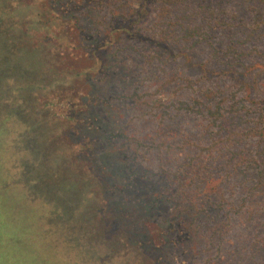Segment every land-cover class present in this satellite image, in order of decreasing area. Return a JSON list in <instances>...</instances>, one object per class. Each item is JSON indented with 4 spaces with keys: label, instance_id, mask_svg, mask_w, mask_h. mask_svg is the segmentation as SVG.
Listing matches in <instances>:
<instances>
[{
    "label": "rangeland",
    "instance_id": "rangeland-1",
    "mask_svg": "<svg viewBox=\"0 0 264 264\" xmlns=\"http://www.w3.org/2000/svg\"><path fill=\"white\" fill-rule=\"evenodd\" d=\"M58 1L0 0V264H264V0H157L99 52L142 0Z\"/></svg>",
    "mask_w": 264,
    "mask_h": 264
},
{
    "label": "trees",
    "instance_id": "trees-1",
    "mask_svg": "<svg viewBox=\"0 0 264 264\" xmlns=\"http://www.w3.org/2000/svg\"><path fill=\"white\" fill-rule=\"evenodd\" d=\"M73 1V0H72ZM154 1H157V0H142L141 1V3L139 4V6L137 7V8H135V9H133L131 12H129L128 14H125V16H127L123 21V24H122V26H118L117 27V25H112L111 26V28L109 29V34H108V36L105 38V40H104V42L101 44V45H99L98 46V48H97V51L99 52V51H105V49H107L109 46H111V42H110V40H115L116 39V37L117 36H120V35H124L125 37H127L128 39H140L141 38V32H140V30L138 29V25L143 21V20H145V18H147V16L150 14V12H151V5H152V3L154 2ZM158 1H160V0H158ZM167 1H173V0H167ZM58 2H60V3H62V5H63V7L67 10V11H69L70 9L72 10V12H74L75 11V9L76 10H81L82 8H81V6L83 5V2H82V0H76V4H75V6H71L72 5V2L70 1V2H68V1H65L64 2V0H59ZM117 17H123L121 14H119V13H112L111 14V20H113V19H116ZM21 19H22V17H21ZM62 20V19H61ZM59 21L58 23H62V21ZM20 21V20H19ZM57 23V24H58ZM56 25V24H55ZM54 25V26H55ZM63 24H59L58 26H57V28L58 27H60V26H62ZM42 26V25H41ZM40 26V27H41ZM46 26V24L44 23L43 24V29L44 28H46L45 27ZM40 29V28H39ZM79 29H80V31H81V28H80V26H79ZM28 30V29H27ZM47 31H49V28H47ZM118 32H120L121 34H119ZM10 34H8V37L7 38H4V40L6 39V41H8L9 39V41H10V43H12V42H16V40L18 41V40H22L23 39V36H24V34L26 35V32L25 31H22L21 29H19V27L17 26V28L15 29V31H11V32H9ZM118 33V34H117ZM199 34V33H198ZM116 35V36H115ZM58 37V39L61 41L62 40V38L60 37V36H57ZM8 39V40H7ZM12 41V42H11ZM2 43V42H1ZM58 42H53L51 45H48L49 47H46V46H44V44H42L41 45V47H42V50H39L38 52L41 54V55H43L44 56V60H40V56H39V61L37 60V58L36 59H34V61L32 62V63H30L29 64V66H31V70L33 69V66L35 67H41V65H43V64H47V61H48V59H51V57H50V55H48L49 54V52H47V49L49 48V49H54L55 51H56V55L58 54V58L60 59H64L65 58V56L67 57L68 55H70V53L68 52V54H66V51H62L61 52V48L63 49V43L62 42H60V44H57ZM3 47V46H2ZM76 46H74L73 48H75ZM1 48V47H0ZM19 48H17V50H18ZM44 49H45V51H44ZM77 49H79V47L77 48ZM18 51H20V50H18ZM8 53H10L9 54V56L11 57V56H13V55H15L14 53L12 54L11 52H9L8 51ZM20 53V52H19ZM23 54H27V51H23L22 53H20V55L22 56ZM34 57L36 56L35 55V51H34ZM71 56V55H70ZM16 57V60H15V63L16 64H18L19 66H20V68L22 69V71L24 70H27L28 68H29V66L27 65V63H26V61H25V58L24 57H19L18 56V54H17V56H15ZM84 57V55H82V56H80V58H83ZM185 57H186V62L188 63V64H193V62L191 61V59L189 58V56L188 55H185ZM69 58V57H68ZM71 58H72V56H71ZM94 58L95 59H97V56L95 55L94 56ZM10 59V58H9ZM13 59V58H12ZM36 61V62H35ZM97 61H98V59H97ZM38 62V63H37ZM14 63V61H13V68H15V64ZM202 63H204V62H202ZM208 60H206V62L204 63V64H201L200 65V67H201V69H202V71L204 72V73H210V70L206 67V66H208ZM34 70V69H33ZM88 71H90V70H88ZM71 73L69 74L70 76H67V74H62V75H59L57 78H56V82L55 83H57V84H72V82H73V80H78V81H81V79L85 76V74L87 73H85L84 71H80V70H78V68H74L72 71H70ZM232 72V70H226L225 71V73H227V74H229V73H231ZM213 73V72H212ZM235 77H239V73L238 72H236V74H235ZM85 78V80L83 81V83H82V86L84 87V88H86V89H88L89 90V81H88V79H87V77H84ZM66 82V83H65ZM78 85H79V83H77ZM56 84H54V86H55ZM93 86H96V84L93 82V84H92ZM53 86V87H54ZM29 89V88H28ZM82 92V91H81ZM86 94H84V96H86V97H88L87 95H89V92H86V91H84ZM109 95V94H108ZM85 100V99H84ZM65 101H69V102H71V101H73V98H69V97H67L66 99H65ZM70 115H69V120H70ZM57 120H59V119H57ZM91 123H92V125H96V127H97V129L99 128V125L96 123V121L94 122L93 120H91ZM26 125H27V127H28V129L31 131L32 129H33V135L32 136H30V134L28 135V139L26 140V143L28 144L27 146H26V148L27 147H33L32 145H30V144H32V142L34 141L35 143H38L39 145V147L40 148H37V149H35V153H32L31 154V157L32 158H36L37 160L36 161H38V163H40V166H41V169H43L44 168V165H43V163H44V155H43V151H42V149H43V147L44 146H46L47 144H48V140L50 139V134H49V136H46V132L44 131V135L42 136L40 133L38 134V133H36L35 132V134H34V131L36 130V121L35 122H33V120H31V121H28L27 123H26ZM27 129V128H26ZM32 132H30V133H32ZM109 133V132H108ZM114 134V133H113ZM113 134L112 133H110L109 134V136H108V138H107V135H105V138H103V140L101 141V138L100 137H96V140L95 139H91V140H89V141H87L88 142V144H85L84 143V145H83V147H82V151H88V152H90L91 151V149H95L96 147H97V145H100L103 149H104V152H107V146L109 145V140H110V138L111 137H113ZM37 139H39V141L37 140ZM93 141H99V143L98 144H93V143H91V142H93ZM72 151H75V150H72ZM110 151V150H109ZM37 153V154H36ZM70 153V152H69ZM109 154H111L110 152H108ZM112 162V163H114L115 162V159H112V158H110V157H104V159H103V162L105 163V165H106V167L108 168V164L110 165V162ZM46 162V161H45ZM60 162H61V160H56V161H54V163H55V166H57L58 164H60ZM118 168V167H117ZM44 171H43V173L45 172V169H43ZM92 171H88V172H84V173H82V174H80V180H79V182L80 181H83V178L85 177V179L87 180V181H89L91 184H93V183H95L96 181H98L99 179H100V177L98 176V174H95V173H93L92 172V174H90ZM45 175L43 176V174H42V176H40V178H42V179H45ZM93 177V178H92ZM95 181V182H94ZM72 183H71V185L69 186V188L70 189H75L76 188V184H77V182L75 181V180H72L71 181ZM78 182V183H79ZM86 187H88V186H86ZM147 206L148 207H150L151 206V204H147Z\"/></svg>",
    "mask_w": 264,
    "mask_h": 264
}]
</instances>
